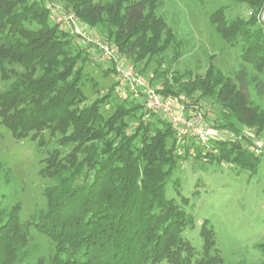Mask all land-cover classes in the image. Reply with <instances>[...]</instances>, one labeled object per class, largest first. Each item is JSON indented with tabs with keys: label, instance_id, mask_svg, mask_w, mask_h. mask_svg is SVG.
Here are the masks:
<instances>
[{
	"label": "trees",
	"instance_id": "16d2710c",
	"mask_svg": "<svg viewBox=\"0 0 264 264\" xmlns=\"http://www.w3.org/2000/svg\"><path fill=\"white\" fill-rule=\"evenodd\" d=\"M232 1L247 6L248 18L228 22L219 8L210 23L228 46L240 45L243 63L261 72L264 0ZM56 2L80 18L82 25L93 29L106 23L114 28L108 34L141 77L153 57L171 42L170 33L160 43L163 25L155 16L159 0ZM49 14L47 1L0 0V76L12 78L0 94L1 123L17 139L35 137L43 130L60 134L59 148L43 160L41 175L53 182L43 192L45 209L33 215L35 230L52 242L53 252L46 260L37 258L35 264H213L211 231L202 227V254L196 256L181 237L192 216L166 195L177 161L174 131L158 115L142 121L141 105L128 97L104 118L100 107L111 96L110 88H104L106 96L90 106H81L83 63L91 59L69 33L50 21ZM82 57L86 59L81 64ZM242 67L231 79L209 66L204 77L179 90L164 84L158 93L184 92L191 97L194 92L213 91L218 105L232 111L239 125L262 130L264 113H259L249 92L259 83L248 78ZM216 123L209 125L236 132L225 118ZM61 148L70 150L64 153ZM241 160L256 166L251 155L243 153L233 162ZM26 246L18 206L8 212L0 208V264L22 262ZM257 251L261 259L256 264H264V241Z\"/></svg>",
	"mask_w": 264,
	"mask_h": 264
},
{
	"label": "rangeland",
	"instance_id": "374dc122",
	"mask_svg": "<svg viewBox=\"0 0 264 264\" xmlns=\"http://www.w3.org/2000/svg\"><path fill=\"white\" fill-rule=\"evenodd\" d=\"M94 1L106 3L112 0ZM53 2L62 7L56 0ZM219 8L224 10L228 22L249 16L246 5L232 0H159L155 16L163 25L160 43L163 44L170 33L171 42L165 51L153 57L142 77L153 88L167 84L174 89L179 86L175 89L179 90L182 85L204 77L209 66L216 74L231 79L243 66L247 77L259 83V88L251 86L249 92L259 113H264V68L257 72L243 63L240 45L230 47L216 34L210 16ZM76 18L81 23V19ZM28 26L34 28L32 24ZM85 27L96 37L117 47L107 32L110 29L114 33V28L108 24L99 23L93 29ZM119 55L126 59L121 53ZM85 59H80L81 64ZM143 64L137 65V71ZM11 82L12 78L0 76V94ZM80 88L84 97L81 106H90L102 95L106 96L105 89H111V96L105 97L100 107L104 118L124 101L114 93V72L107 73L101 62L90 60L83 63ZM212 93L194 92L191 97L184 92L169 94L182 99L187 108L199 111L207 125H216L218 120L225 118L236 132L211 126L217 134L207 145L200 146L192 138L178 143L176 166L167 182L166 195L192 216V224L183 229L181 237L193 248L196 256L202 254L200 233L205 226L211 231L213 240L210 252L213 264H256L261 259L257 246L264 241V123L262 130L256 126L239 125L234 113L222 110ZM58 139L60 134L49 130H43L35 137L30 134L17 139L0 119V208L8 212L18 206L27 238L26 257L19 264H35L37 258L46 260L53 252L52 242L35 230L33 215L45 209L43 192L53 182L41 175L43 160L52 150L59 148ZM60 150L66 153L70 148ZM243 153L253 156L256 166L251 168L243 159L233 162Z\"/></svg>",
	"mask_w": 264,
	"mask_h": 264
},
{
	"label": "built area",
	"instance_id": "2783aa9c",
	"mask_svg": "<svg viewBox=\"0 0 264 264\" xmlns=\"http://www.w3.org/2000/svg\"><path fill=\"white\" fill-rule=\"evenodd\" d=\"M50 4V21L61 30L69 33L74 42L85 48L91 60L109 65L114 69V93L119 99L126 97L138 101L141 105L142 121L153 115L162 117L174 131L178 143L192 138L200 145H207L217 132L206 124L203 116L195 108H187L183 100L175 96L159 95V87H151L143 77L135 72L134 65L123 59L117 47L96 37L82 25L76 16L65 11L53 0H45Z\"/></svg>",
	"mask_w": 264,
	"mask_h": 264
},
{
	"label": "water",
	"instance_id": "95a60500",
	"mask_svg": "<svg viewBox=\"0 0 264 264\" xmlns=\"http://www.w3.org/2000/svg\"><path fill=\"white\" fill-rule=\"evenodd\" d=\"M260 22H261V24H262L263 27H264V8H263V11H262V13H261V15H260Z\"/></svg>",
	"mask_w": 264,
	"mask_h": 264
},
{
	"label": "crops",
	"instance_id": "0c3cea01",
	"mask_svg": "<svg viewBox=\"0 0 264 264\" xmlns=\"http://www.w3.org/2000/svg\"><path fill=\"white\" fill-rule=\"evenodd\" d=\"M102 65L105 68V70H107L108 68H110L109 65H106V64H103V63H102Z\"/></svg>",
	"mask_w": 264,
	"mask_h": 264
}]
</instances>
